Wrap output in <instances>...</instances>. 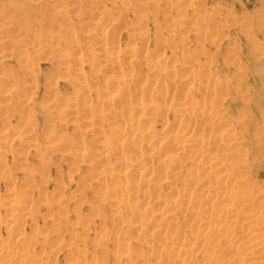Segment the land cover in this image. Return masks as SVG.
I'll return each instance as SVG.
<instances>
[{
  "label": "rangeland",
  "instance_id": "rangeland-1",
  "mask_svg": "<svg viewBox=\"0 0 264 264\" xmlns=\"http://www.w3.org/2000/svg\"><path fill=\"white\" fill-rule=\"evenodd\" d=\"M183 2L186 7L182 6L184 4ZM97 33L98 35H96ZM131 36L133 37L131 38ZM103 41L106 42V46L105 43L103 44ZM128 44L134 45L133 48H131L132 50H124V47ZM50 51L51 53H49ZM159 55L165 56L164 58L167 59L163 60H168L169 62L165 64L161 63L162 66L159 63L162 56L160 58ZM81 58L85 60L83 61ZM91 58L94 61L91 60V62ZM79 59H81L82 62L78 61ZM106 59L108 60L106 61ZM157 62L159 65H157ZM126 63H128L130 67ZM166 64L168 67L165 66ZM186 65H189L190 69L187 68ZM169 67L170 69H176V72L172 70L173 73H171ZM180 70L181 72L179 74L178 72ZM184 70H188L186 75L189 76V74H191V77L185 76ZM157 71L160 74L159 77L157 75L158 73H156ZM167 72L171 74H167ZM81 74L83 75L81 76ZM151 74L154 76H151ZM182 75L185 78H181ZM112 76H116V80ZM4 79L7 81H4ZM118 79L127 80L128 82L121 87L119 86V89L117 88L116 90L117 92H114L116 87L114 88V86L107 84V81H117ZM183 81H185L184 85L182 83ZM187 81H193L191 82L192 85L188 86ZM0 82V263L6 261L7 264H39L40 262L41 264H158L164 261L162 264H165V262L166 264H177L178 261L182 262L179 264H186V261L187 264H189L188 255L181 258H171L174 255L166 253V249L168 246L170 249L175 248L174 246L176 245V248H179L178 245L182 246L185 243L194 246L195 242L192 241L191 236L187 235V233H196L201 229L200 224L192 222L194 217L198 215L205 217L204 215L207 214L205 220L209 224H215L216 222L220 224L221 221L225 222V224L223 223L224 225H228V223H231L229 221L232 220L233 223L239 226H246L247 224L253 225L249 220L252 219L251 215L257 213L264 214V0H0ZM2 83L4 84L2 85ZM106 84L110 87L111 91ZM188 84L190 83L188 82ZM181 85H183V88ZM185 85L186 89H189H187L188 92L185 89ZM163 86L167 88L166 92H169V94L166 92L160 93ZM193 86H196L195 92L190 91L192 88L194 89ZM81 87L82 90H84V94L88 92L86 95L81 92ZM219 87L222 89L220 88V90ZM122 88L123 90H121ZM90 91L92 93H89ZM217 91L219 94L221 93V97ZM225 91H227L226 94H224ZM80 92L83 95L79 94ZM110 92L117 95L116 99H114L116 101L111 100V102H108L109 99H106V97L109 98L110 95H113ZM146 95L148 96L145 97ZM117 97L119 99H117ZM130 97L132 98L131 100ZM175 98H177V100ZM184 98L186 102L189 99H191L192 102L195 101V103H193L202 108H198L199 113L198 111L195 112L197 117L194 115V120L191 118L193 122L188 120V115H183V117L179 115L178 109L180 108L179 110L182 111L183 106L185 107V105H181L182 107L179 106L180 101L184 102ZM99 99H102L101 102ZM161 99L163 102L160 101ZM112 101L114 102L112 103ZM118 101H120V103H117ZM154 101L157 103L155 104ZM158 102L161 104H158ZM183 102L181 104H183ZM114 103H116L118 107ZM136 103L139 106L142 104L144 105V117L145 119L147 118L149 122H143V120L140 119V115L135 113L136 115L134 114L133 116V114L130 113L131 108L137 106ZM93 104L97 105V107L93 106ZM107 104L109 105L107 106ZM111 104L113 106H111ZM122 104H124V106ZM153 104L155 105L153 106ZM156 105L158 109H156ZM84 106H88L86 112H84L86 109ZM92 106L100 111V114L104 115L105 118L104 116L100 117L101 115L98 116L99 112H96L95 109L92 112ZM173 106L177 107V112L176 109H173ZM207 106L209 109H207ZM217 106L220 109H218ZM77 107L79 110L81 108L83 110L81 109L82 111H79ZM88 108H90L91 111L90 109L88 110ZM117 108L121 109L119 110ZM211 108L214 109L212 110ZM216 109L218 111H216ZM103 110L106 111L105 114H103ZM157 110L159 112H157ZM220 111L222 112L220 113ZM112 112L113 115H111ZM215 112H218L219 115ZM94 113L96 114L94 118L98 116L100 121L97 119V122L94 121L92 123L93 120H96L92 117ZM151 114L153 115L150 118L149 116ZM109 115L112 122L109 120ZM202 115H204V118L206 117V122ZM113 116L115 117L113 118ZM106 118H108V122ZM209 118H211V121H209ZM90 119L92 120L90 121ZM102 119L103 121L105 119V121L103 122ZM88 123L93 124V126H90L92 129L86 127L89 126ZM125 124L128 126H131V124H133L132 126L135 125L134 127H137V131H140L143 135H145L148 130H151V132L153 131L152 134L154 135H152V137L150 136L151 140H149L148 137H143L144 140H146L143 145L146 143L147 145L150 143L153 145L155 144L153 147L159 149V154L163 152L160 155V161H164L165 158L169 156L176 158L180 157L182 159L193 156V158L198 159V155L200 156L201 153L206 152L205 154H215L222 157V159H224V155L227 158L234 157L236 160L232 159L236 162L232 161L234 164L230 163L231 167L230 164L228 167L226 164L227 158L225 157L226 159L224 160L226 162L223 165L228 167V169L225 167L226 170L224 168L226 173L219 176H212L208 179L203 175V172L205 170L204 168H210V163H208V166L203 164L201 167L199 161H197L195 165L193 164V166H191L192 164H190V162L185 161L183 163V169L180 168V171L182 170L181 174L179 171L175 173L177 177L168 172V169H163L165 172L167 171L165 174L164 171L157 167L159 161L154 160L152 162L153 164H149V176L152 180L157 178L156 182L158 180L161 181L163 178L161 183L158 181L157 185L155 182V184H153V182L148 183L144 179L141 180V173L139 171L137 173V170L133 168L132 172H135H131V175L135 177L136 174V177L138 176L137 180H135L136 177L133 178L130 175L128 178H132L134 181H132V179L128 181L127 179L128 182H124L126 186L123 188L122 185H120L121 188L119 185L115 187L118 180L116 182L114 180L115 185L113 186L114 183L112 180L115 179L113 175L117 174V172L119 173L122 169L120 168L121 165H118V158H127L129 155L130 158L128 157L127 159L131 160L133 155L136 157L138 153H140V149L138 147L137 152V147L130 145L131 148L126 144L128 147L126 148L125 145L123 148H129L128 153L126 149L123 151L119 143L114 144L115 142H112L114 144L113 146L118 148L117 150L115 149L117 152L113 151L108 154L106 158L107 164L105 162H99L98 153L99 150L101 151L103 146H105V144L103 146L102 144L109 142L108 138L113 131L118 128H124L123 126H125ZM189 124H191V127ZM115 127L116 129H114ZM134 127L133 130H136ZM25 129L26 131L28 129L30 132L32 131L31 134L34 133V136L30 134L31 138H28L31 140L30 143L27 139L25 141L28 143L25 141L21 143V140L19 141V137L21 139V135L18 136V134H21L20 131L29 133V131L25 132ZM119 129L117 130L118 132ZM223 129L227 130H224V132H226L228 136L230 135L236 139L240 136L239 139H241L238 141L243 145L240 147L242 149L236 150L234 148H229L227 151V149L222 148V145H220V147H218L219 144L215 145L218 142H216L215 138L212 139V137H215L217 131L220 132L223 131ZM91 130L94 131L93 133L97 131L99 133L97 132L98 134L95 133L97 135H93ZM170 130H172L173 133ZM117 131L115 132L117 133ZM182 131L186 132L184 136V132ZM100 132H103V136L101 135L102 137H99V139L98 136ZM53 134L56 135L54 136ZM50 135L54 136V140L51 139L49 142L56 141L54 145H52L53 142L51 144L53 147L56 146L54 149L57 148L54 150L52 147L53 151H50L51 146L48 144L47 140L48 136L51 138ZM181 135L185 137V140L190 137L189 135H196V137H206L208 135V138H205L206 145L199 151V154L194 153L195 156L192 151L194 152L197 149L193 147L192 148L195 150L189 147L191 148L190 150L188 149L189 153L187 148H182V150L177 149L179 139L182 141L184 140V138H180ZM209 135H212V137ZM105 136L106 138L107 136L109 137L106 139ZM23 137L25 138L26 136H22V139ZM111 138L114 139L112 135ZM100 140L102 141L99 142ZM163 140H169L168 145H174L176 150L170 148L172 147L171 145H169V147L168 145L160 146ZM95 142H99L100 144ZM37 143L39 146L36 145ZM99 145L101 146L99 147ZM147 145L146 151L147 148H149ZM97 147H99V150ZM86 148L89 149L86 150ZM150 148L148 151L151 150L149 152L151 155L153 150ZM169 148L170 150H167ZM206 148L211 149L208 150ZM84 149L91 155V157H87L89 155L85 156L88 160L85 158L81 160L83 157L81 155L85 153ZM94 150H96V152ZM134 150H136L135 152H137V155L134 154ZM163 150H167L168 153H165ZM235 151L238 153H233ZM113 153H115V155ZM191 153L192 156L190 155ZM196 153L198 152L196 151ZM232 153L233 156L230 155ZM92 154L94 155L92 156ZM78 155L81 157H78ZM243 157L245 159H243ZM95 159H97V161H95ZM116 160L118 164L114 166ZM96 162H99V164ZM108 162L114 164L112 165L114 169H112L113 167L110 166ZM117 165L119 166V170ZM243 167L247 168L244 169ZM198 169L199 171H197ZM157 172H160V177H157ZM196 172L200 173L197 174ZM162 174H165L167 178L166 176L164 178ZM199 175H201L200 181L203 180L204 185H202V187L198 185V187L196 184L193 185L192 188L191 183L193 181H189L193 180L194 176L197 177L198 180ZM170 177H172L173 180ZM169 178L172 180L171 184L174 182V185L170 186ZM175 178L177 179L175 180ZM218 179H221V181L225 179L229 183V179H233V182L229 184L224 180L225 185L222 187L217 184L216 180ZM135 181L137 182L135 183ZM138 182H141V184H139L137 192L135 186ZM144 182L150 186L145 184L143 186ZM8 183H11L12 186ZM205 183H208L207 186ZM234 183H237L240 188L234 187ZM127 185H131L130 187L128 186L129 188L134 186V189L132 188V192H130L131 189L130 191L128 190L130 194L126 191L127 193H124V197L121 196L124 198L123 200L120 197L119 193L121 191L119 189H122L123 194V189L124 191L125 188L128 189ZM146 186L148 189L145 188L146 192L142 193L147 195H143V199L146 197L145 199L147 200L144 201V199L142 201L141 198L139 201H135V199L133 201L132 196H137L133 191L135 190L138 195L141 194L142 196L141 191H145L144 187ZM155 187L156 189L154 190ZM157 187H162L158 189V191L160 190L163 192V195L165 194L163 196V201L160 199V197L162 198V195L160 196L161 193H157L159 197L156 195ZM29 188L33 189V193ZM9 189L12 191L16 190V193L20 191V195L17 193L20 197L17 195L11 197L9 195ZM109 189L111 192H109ZM174 189L175 193L179 192L180 195L184 193L182 196L186 198L183 200L185 207L182 212L179 209H177L178 211L173 210L175 213L171 226L169 227L168 225L170 224L164 222L163 218L160 219L162 222L159 221L158 229L151 228L149 222H144L143 224L142 222L146 219V215L151 216L152 214V216L155 215L156 217V215L159 216L161 214L163 209L167 206L166 202L168 201L169 205V200L171 201L169 196L172 197V199H179L178 197L180 196L177 193L176 195L174 194ZM25 190H28V192H24ZM22 191L25 195H23L24 193H22ZM152 191L154 193L153 195ZM214 192L220 196L227 195L228 197L234 198L235 204H237V210L234 212L235 217L233 216L234 218L231 216L227 217V215L223 213L225 216L224 218L222 213L216 212L215 209L217 208L215 207L222 206L214 203L213 200H209V197L213 195ZM115 193H118L119 196ZM26 194L31 195L30 198L29 195ZM106 195L108 198H106ZM128 195L130 196L128 197ZM174 195L175 197L177 196V198H175ZM199 195H203L204 198L201 196L202 199H198ZM115 196L121 198L120 200L119 198L117 199L119 202H116ZM13 197L17 199L21 198V201L20 199H15L16 201L13 200V203H15L14 205L11 203L12 199H14ZM164 197H166V199ZM126 198L127 202L125 200ZM129 198L132 199L131 204ZM17 201L22 204V209L16 206ZM144 202L146 203L145 205ZM149 202H151L150 208L148 206ZM158 202H161V205ZM190 203L194 205L191 206ZM23 204H25L26 208L23 207ZM128 204H130L129 206L133 204V206L127 208ZM118 205L121 206L119 207ZM138 205L142 208L139 209ZM162 205L163 207H160ZM130 208L131 210H129ZM31 210L32 215L30 212ZM207 210L209 211L207 212ZM24 211H26L27 214ZM142 212L146 213L142 214ZM21 213L24 214L26 219L22 217L23 215ZM246 213H249V215ZM245 214L247 215V219L244 216ZM43 217H46L45 220ZM12 218H14L15 221L11 220ZM175 224H179L178 226H180L181 231L178 226V229L176 228ZM183 224H185L186 227ZM132 226H139V231L135 232L130 230L131 228L129 227ZM173 226L177 231L179 230L177 232L174 229L176 233H174L175 236L171 235V233L173 234L174 232ZM18 227L20 231L15 232ZM181 227L185 229L183 230ZM260 228L263 229L264 225L257 226V229ZM262 229L259 231L263 233L259 231L255 233L237 232V235L239 233L240 237H237L235 247H227V245L224 247L221 246L217 248V251H219L220 248H223V250H220L221 252H216L215 256H221L220 258L223 259L225 258V256H223L224 254L228 256V253H234L238 250H240V252L243 250L241 253L244 252V256H246L249 251L247 247H245L247 245L245 243L250 241L253 236L258 233L261 234L262 239L260 241V248L263 247V253L253 264L263 263L264 230ZM143 230H146V232H143ZM48 231L49 233H47ZM12 232H15V235L12 234ZM142 232L144 234L148 233L149 236L147 234L145 235L149 238H153L151 239L153 241L150 240L151 242L148 243L138 241L140 238L138 235ZM233 232H235V234H232V231L230 234L229 232L223 234L233 235L234 237L237 236L236 231ZM181 233H183V235L185 234L184 237L186 238L187 236V239L184 240ZM177 234L181 236V243L178 241L180 236L178 237ZM174 240L177 243L176 245H173L171 242ZM160 242H162L164 246H162ZM32 243L34 245L37 244L34 246ZM169 243H171V245ZM122 246L126 247L128 250L129 248L130 250L133 248V250L128 251V254L122 256L118 251ZM151 246H155V248H151ZM158 246H161V248ZM3 247L13 248L14 250L12 249V254L10 252V254H4L1 251ZM156 247L160 250H157ZM27 249H29V251ZM153 249L155 250L153 251ZM28 252L30 256L27 255ZM202 252L203 251L200 249L199 252L195 253V257L191 259L190 264H198L200 262L202 264H208L209 260ZM136 253H140L139 255L141 256H137ZM19 254L26 255L23 258L24 260L18 257L20 256ZM5 255L7 257H4ZM167 255L170 256L168 257ZM126 257L132 259L131 263L128 262L130 259L126 260ZM163 257L164 260L162 261ZM217 257L215 259H217ZM3 258L6 259L3 260Z\"/></svg>",
  "mask_w": 264,
  "mask_h": 264
},
{
  "label": "bare ground",
  "instance_id": "bare-ground-1",
  "mask_svg": "<svg viewBox=\"0 0 264 264\" xmlns=\"http://www.w3.org/2000/svg\"><path fill=\"white\" fill-rule=\"evenodd\" d=\"M179 3H180V1H179ZM184 3V2H183ZM182 6H185V3L182 5ZM181 6V7H182ZM191 6V5H190ZM186 7V6H185ZM196 10V9H195ZM203 21V20H202ZM204 21H205V19H204ZM202 23V22H201ZM205 32V31H204ZM99 33V32H98ZM98 33L96 34V35H98ZM131 34V33H130ZM134 34V33H133ZM133 36H131V38H132ZM102 40V39H101ZM168 40V39H167ZM170 40V39H169ZM106 41V40H105ZM164 41V40H163ZM102 42V41H101ZM171 42V41H170ZM169 42V43H170ZM105 43V46H106V42H104L103 41V44ZM168 43V44H169ZM56 44V43H55ZM133 44V43H132ZM132 44H128L127 46H125L124 47V50H132L131 48H133V46H132ZM109 45V44H108ZM132 47H131V46ZM172 45V44H171ZM174 45V44H173ZM102 46H104V45H102ZM163 48V47H162ZM171 48V47H170ZM172 49V48H171ZM118 51H120V50H118ZM122 51V50H121ZM172 51V50H171ZM128 52V51H127ZM130 52V51H129ZM133 52V51H132ZM49 53H51V51L49 52ZM118 53V52H117ZM131 53V52H130ZM105 54V53H104ZM119 54V53H118ZM126 54V53H125ZM129 54V53H128ZM134 54V53H133ZM162 54V53H161ZM99 55V54H98ZM96 56V55H95ZM94 56V57H95ZM100 56H101V54H100ZM135 56V55H134ZM160 56V55H159ZM162 56V55H161ZM161 56H160V58H161ZM82 57V56H81ZM99 57V56H98ZM126 57V56H125ZM165 57V56H164ZM163 56H162V58H161V61L159 62L160 64L162 63V64H165L166 62H169L168 60L167 61H165L166 59L164 58ZM80 58V57H79ZM101 58V57H100ZM103 58V57H102ZM106 58V57H105ZM108 58V57H107ZM67 59V58H66ZM82 59V58H81ZM81 59H79L78 61H81ZM87 59V58H86ZM126 59V58H125ZM163 59H165V60H163ZM172 59V58H171ZM65 60V59H64ZM68 60V59H67ZM83 61L85 60V59H82ZM89 60V59H88ZM94 61L92 58L90 59V61ZM97 60V59H96ZM108 59H106V61H107ZM111 60V59H110ZM119 60V59H118ZM132 60V59H131ZM66 61V60H65ZM91 61V62H92ZM98 61V60H97ZM164 61V62H163ZM172 61V60H171ZM68 62V61H67ZM70 62H71V60H70ZM82 62V61H81ZM87 62V61H86ZM125 62V61H124ZM90 63V62H89ZM158 63V62H157ZM159 63L157 64V65H159ZM174 63V62H173ZM127 65H128V63H126ZM161 64V65H162ZM167 64H169V63H167ZM167 64L165 65V66H167ZM171 64V63H170ZM122 65V64H121ZM160 65V66H161ZM129 66V65H128ZM163 66V65H162ZM164 66V67H165ZM184 66V65H183ZM187 66V65H186ZM186 66H185V68H186ZM130 67V66H129ZM159 67V66H158ZM168 67V66H167ZM190 66L188 65L187 66V68H189ZM176 68V67H175ZM180 68V67H179ZM156 69V68H155ZM161 69V68H160ZM164 69V68H163ZM169 69H170V67H169ZM168 69V70H169ZM190 69V68H189ZM157 70H158V68H157ZM171 70V73H173V71L172 70H174V72H176L175 70L176 69H170ZM183 71V70H182ZM185 71V76H187L186 74V72L188 71V70H184ZM180 72H181V70L178 72L179 74H180ZM154 73V72H153ZM156 73H158V71L156 72ZM170 72L168 73L167 72V74H171ZM175 74V73H174ZM189 74V73H188ZM83 74H81V76H82ZM153 74H151V76H152ZM158 75V77H159V73L157 74ZM173 75V74H172ZM172 75H170V76H172ZM176 75H177V73H176ZM175 75V76H176ZM191 74H189V76H187V77H191L190 76ZM80 76V75H79ZM121 76V75H120ZM128 76V75H127ZM154 76V75H153ZM156 76V75H155ZM113 77V76H112ZM111 77V78H112ZM119 77V76H118ZM117 77V78H118ZM157 77V76H156ZM181 77V76H180ZM179 77V78H180ZM83 78V77H82ZM113 78H115V80H116V76H114ZM120 78H123V77H120ZM148 78V77H147ZM170 78V77H169ZM172 78H174L173 76H172ZM181 78H185L183 75H182V77ZM2 79V78H1ZM163 79H164V77H163ZM190 80H192L191 78H189ZM109 80V79H108ZM111 80V79H110ZM149 80V79H148ZM156 80V79H155ZM158 80V79H157ZM170 80H171V78H170ZM4 81H7V80H5L4 79ZM9 81V80H8ZM146 81V80H145ZM182 81V80H181ZM202 81V80H201ZM128 81L127 80H123V79H118L117 81H107V84H109V85H111V86H114V88L116 87V89H115V91L114 92H117L116 90H117V88L120 86H122V85H125L126 83H127ZM180 82V81H179ZM184 82L185 81H183L182 83H183V85H184ZM188 82L190 83V84H188ZM191 82H193V81H191ZM191 82L190 81H187V85L189 86H191L192 84H191ZM200 82V81H199ZM203 82V81H202ZM106 83V82H105ZM152 83H153V81H152ZM158 83V82H157ZM0 84H1V82H0ZM4 83H2V85H3ZM106 84V85H107ZM148 84V83H147ZM150 84H151V82H150ZM194 84V83H193ZM202 84V83H201ZM204 84H205V82H204ZM149 85V84H148ZM164 85V84H163ZM183 85H181L182 86V88H183ZM138 86H140V85H138ZM150 86V85H149ZM168 86V85H167ZM173 86V85H172ZM171 86V87H172ZM205 86H207V85H205ZM205 86H203V87H205ZM214 86V85H213ZM107 87H109L108 85H107ZM106 87V88H107ZM136 87V86H135ZM194 87V89L192 88L190 91H194L195 92V88H196V86H193ZM218 87V86H217ZM211 88V87H210ZM221 87H219V89H220ZM119 89V88H118ZM139 89V88H138ZM171 89V88H170ZM174 89H175V87H174ZM179 89H180V87H179ZM185 89H186V85H185ZM184 89V90H185ZM188 89V88H187ZM186 89V90H187ZM204 89V88H203ZM222 89V88H221ZM220 89V90H221ZM224 89V88H223ZM81 92L83 93L84 92V90H82V87H81ZM87 90V89H86ZM107 90H108V88H107ZM109 90H110V87H109ZM108 90V91H109ZM121 90H123V88L121 89ZM149 90H150V88H149ZM172 90V89H171ZM176 90V89H175ZM183 90V91H184ZM189 90V89H188ZM188 90H187V92H188ZM199 90H202V89H199ZM88 91H89V89H88ZM111 91V90H110ZM119 91V90H118ZM167 91V88L165 87L164 88V86H163V89L162 90H160V93H165ZM219 91V90H218ZM217 91V93L219 94V92ZM79 93V94H82V93ZM136 92H137V90H136ZM135 92V93H136ZM145 92V91H144ZM158 92V91H157ZM172 92V91H171ZM176 92V91H175ZM214 92V91H213ZM226 92L227 91H225V93L224 94H226ZM88 92H86V94H87ZM89 93H92L91 91L89 92ZM111 93V92H110ZM148 93V92H147ZM167 94H169V92H166ZM183 93V92H182ZM212 93V92H211ZM214 93H216V92H214ZM223 93V92H222ZM84 94V93H83ZM82 94V95H83ZM86 94H84V95H86ZM107 94V93H106ZM105 94V95H106ZM111 94H113V93H111ZM123 94V93H122ZM137 94V93H136ZM143 94H146V93H143ZM149 94V93H148ZM192 94V93H191ZM213 94V93H212ZM221 94V93H220ZM220 94H219V96H220ZM10 95V94H9ZM120 95V94H119ZM138 95V94H137ZM157 95V94H156ZM187 95H188V93H187ZM193 95V94H192ZM195 95V94H194ZM217 95V94H216ZM116 94L114 95H110L109 96V98H107L106 97V99H109V101L108 102H111V100H114V99H116ZM132 96V95H131ZM148 95H146L145 97H147ZM162 96V95H161ZM180 96V95H179ZM186 96V95H185ZM191 96V95H190ZM223 96H225V95H223ZM222 96V97H223ZM126 97V96H125ZM143 97V96H142ZM164 97V96H163ZM162 97V98H163ZM177 97V96H176ZM211 97V96H210ZM221 97V96H220ZM219 97V98H220ZM226 97V96H225ZM139 98V97H138ZM144 98V97H143ZM149 98V97H148ZM158 98V97H157ZM186 98V97H185ZM185 98H184V102H185V104H184V102H183V104H181L182 102L180 101V105L179 106H183V105H185V107L183 106V109H182V111L181 110H179L178 109V112L180 113L179 115H181L182 117H183V115L185 116V115H188V120H190V121H192L191 120V118H193V120L195 119L194 117L196 116L195 115V112L196 111H198V108H201V107H199V105H197V104H194L195 103V101H193L192 102V100L191 99H187L188 101L186 102L185 101ZM190 98V97H189ZM193 98H194V96H193ZM215 98V97H214ZM104 99H105V97H104ZM117 99H119L118 97H117ZM121 99V98H120ZM122 99H124V98H122ZM128 99V98H127ZM132 98L130 97V100H131ZM146 99V98H145ZM176 100H177V98H175ZM178 99H180V98H178ZM211 99V98H210ZM221 99H223V98H221ZM70 100V99H69ZM100 100V99H99ZM102 100V99H101ZM101 100H100V102H101ZM135 100H136V98H135ZM149 100V99H148ZM180 100H183V99H180ZM72 101V100H71ZM77 101V100H76ZM114 101H116V100H114ZM114 101H112V103L114 102ZM153 101V100H152ZM161 102H163L162 101V99L160 100ZM166 101H168V100H166ZM221 101V100H220ZM70 102V101H69ZM68 102V103H69ZM73 102V101H72ZM71 102V103H72ZM155 102V101H154ZM217 102H219V101H217ZM216 102V103H217ZM89 103V102H88ZM117 103H120V101H118ZM157 102H155V104H156ZM201 103V102H200ZM212 103V102H211ZM220 103V102H219ZM91 104H92V102H91ZM95 104V103H94ZM93 104V106H96L97 107V105H94ZM102 104V103H101ZM100 104V105H101ZM114 104H116V103H114ZM125 104V103H124ZM124 104H122L123 106H124ZM155 104H153V106L155 105ZM158 104H161V103H159L158 102ZM210 104V103H209ZM68 105H70V104H68ZM73 105V104H72ZM71 105V106H72ZM80 105V104H79ZM99 105V104H98ZM109 104H107V106H108ZM121 105V106H122ZM136 105H137V103H136ZM147 105V104H146ZM170 105V104H169ZM207 105V104H206ZM220 105V104H219ZM65 106V105H64ZM66 106H67V104H66ZM93 106H92V112L94 111V109L95 108H93ZM111 106H113L112 104H111ZM116 106L118 107V105L116 104ZM126 106V105H125ZM135 106V105H134ZM143 104L142 105H137V106H135V108H131V110H130V113H132L133 114V116H134V114L136 113L137 115H140L139 117H140V119L141 120H143V122L144 121H148V119L146 118L145 119V117H144V112H143V110H144V108H143ZM181 106V107H182ZM205 106V105H204ZM212 106V105H211ZM215 106V105H214ZM213 106V107H214ZM57 107V106H56ZM85 108V111L84 112H86L87 111V107L86 106H84ZM128 107V106H127ZM156 107V109H158L157 108V105L155 106ZM159 107V106H158ZM175 106H173V109L175 110L177 107H175ZM221 107V106H220ZM68 108V107H67ZM74 108V107H73ZM78 108V107H77ZM76 108V109H77ZM81 108V107H80ZM102 108H103V106H102ZM110 108V107H109ZM122 108V107H121ZM120 108V109H121ZM152 108V107H151ZM214 108H216V107H214ZM213 108V109H214ZM217 108H218V106H217ZM52 109V108H51ZM54 109V108H53ZM82 109V108H81ZM80 109V110H81ZM90 108H88V110H89ZM117 109H119V108H117ZM119 109V110H120ZM130 109V108H129ZM146 109V108H145ZM154 109V108H153ZM161 109V108H160ZM163 109V108H162ZM202 109V108H201ZM207 109H209L208 108V106H207ZM212 109V108H211ZM212 109V110H213ZM218 109H220V108H218ZM223 109V108H222ZM55 110V109H54ZM77 110H79V108L77 109ZM79 110V111H80ZM83 110V109H82ZM81 110V111H82ZM96 110V112L98 111L97 109H95ZM106 110V109H105ZM105 110H103V114H105ZM109 110V109H108ZM107 110V111H108ZM111 110V109H110ZM118 110V111H119ZM128 110V109H127ZM149 110V109H148ZM200 110V109H199ZM204 110V109H203ZM51 111V110H50ZM72 111V110H71ZM90 111H91V109H90ZM102 111V110H101ZM112 111V110H111ZM115 111V110H114ZM122 111V110H121ZM145 111V110H144ZM150 111V110H149ZM148 111V112H149ZM151 111H152V109H151ZM162 111V110H161ZM216 111H218L217 109H216ZM223 111V110H222ZM222 111H220V113L222 112ZM57 112V111H56ZM99 112V114H98V116H100L101 114H100V111H98ZM143 112V113H142ZM147 112V113H148ZM153 112V111H152ZM157 112H159L158 110H157ZM175 112V111H174ZM176 112H177V109H176ZM116 113H117V110H116ZM124 113H126V112H124ZM129 113V114H130ZM150 113V112H149ZM156 113V112H155ZM198 113H199V111H198ZM216 114L218 113V112H215ZM87 114V113H86ZM111 114V113H110ZM135 114V115H136ZM154 114V113H153ZM153 114H151L149 117L151 118V116L153 115ZM157 114V113H156ZM210 114V113H209ZM215 114V115H216ZM52 115H53V113H52ZM95 113H94V116H92L93 118L95 117ZM111 115H113V112H112V114ZM115 115V114H114ZM117 115H118V113H117ZM116 115V116H117ZM121 115V114H120ZM145 115H149V114H145ZM155 115V114H154ZM159 115V114H158ZM158 115H156V116H158ZM179 115H177V116H179ZM195 115V116H194ZM201 115V114H200ZM199 115V116H200ZM218 115H219V113H218ZM217 115V116H218ZM98 116L96 117V118H94V119H96V120H93L92 121V123L94 122V121H96L97 122V119H98ZM102 116H104V115H101L100 117H102ZM162 116V115H161ZM165 116V115H164ZM203 116V118H204V115H202ZM208 116V115H207ZM109 117V120L111 119L110 118V115L108 116ZM115 116H113V118H114ZM118 117V116H117ZM148 117V118H149ZM180 117V116H179ZM182 117H180V118H182ZM197 117V116H196ZM104 118H105V116H104ZM134 118V117H133ZM206 118V117H205ZM205 118H204V121L206 122V120H205ZM208 118V117H207ZM215 118H218V117H215ZM107 119L108 118H106V121H107ZM119 119V118H118ZM117 119V120H118ZM153 119V118H152ZM151 119V120H152ZM178 119V118H177ZM210 119V120H209ZM208 120L209 121H211V118H209ZM221 119V118H220ZM219 119V120H220ZM92 119H90V121H91ZM113 120H115V119H113ZM116 120V121H117ZM121 120V119H120ZM175 120V119H174ZM215 120V119H214ZM98 121H100V118L98 119ZM102 121H103V119H102ZM104 121H105V119H104ZM103 121V122H104ZM111 122H112V120H110ZM187 121V120H186ZM185 121V122H186ZM189 121V122H190ZM213 121V120H212ZM108 122V121H107ZM140 122V121H139ZM149 122V121H148ZM179 122V121H178ZM193 122V121H192ZM192 122H190V123H192ZM203 122V121H202ZM129 123V122H128ZM204 123V122H203ZM89 124V123H88ZM91 124V123H90ZM89 124V126H86V127H89L90 128V126H93V124H91L90 125ZM94 124H96V123H94ZM127 124V123H126ZM125 124V126H123L124 128H118L119 129V132L117 131V130H115V131H117V133L115 132V131H113V133L115 134H111L112 136H113V138L114 139H112L111 138V135H110V137L109 136H107V138H108V140H109V142L106 144V143H103L102 144V146L105 144V146H103V148L101 149V151L98 149L101 145H99V147H97V149L99 150V153H98V159H99V162L101 161V162H105L106 164H107V162H106V158H107V156H108V154H110L111 152H117L116 150H117V148H116V146L114 147L113 145L114 144H120L121 146H122V149H123V151H124V149H126L128 146H130V145H133V146H135V147H137V152H138V147H139V151H140V153H138V155H140V156H138L136 153L137 152H135L136 150H134L133 152H135L134 154H136L137 156L136 157H134V155H133V157L134 158H137V157H139V158H137V159H134L133 157H131L132 159L130 160V159H127L128 157H129V155H128V157L127 158H123V159H119L118 157V161H119V164H118V161L116 160V162H115V165L114 164H110L109 162V164H110V166H112V165H114V166H116V164H118V165H121V167L120 168H122L121 169V171H119V173L117 172V171H115V172H117V174H115V175H113L114 176V178L115 179H113L112 181H113V186L115 185V182H116V184L117 185H115V187H118V185L120 186V185H122V188L124 187V186H126V183L124 184V182L126 181V182H128L129 180H131L132 178L131 177H133L132 175H131V172H132V169L133 168H135L136 170H137V173H138V171L141 173V177H140V179L142 180V179H144V180H146L148 183L149 182H153V184H155V183H157V185H158V181L156 182V180H157V178L155 179V180H152L151 179V177L149 176V173H150V168H149V164H151L154 160H156V161H159V164H158V166L157 167H159V169L160 170H162V171H164L165 172V170L166 169H168V172H170L171 174H173V175H175V173L176 172H178L179 171V173L181 174V171H180V168L181 169H183V163L186 161H188V162H190V164H192L191 166H193V164L195 165V163H197V161H199L200 162V166L202 167V165L203 164H206L205 166H208L209 164L208 163H210L211 165H210V168H204L205 170H204V174L203 175H205L208 179L209 178H211L212 176H219V175H221V174H225L226 173V171H224V168L226 167V165L224 166L223 164L226 162V164H227V166L231 163V164H234V163H232V161H234V160H236V159H234V157H231V158H229V160H228V158L224 155L223 157H224V159H226V161L224 160V159H222V157H219L218 155H209V153H207V154H205V153H201V155L199 156L198 155V159H195V158H193V156H192V153L194 154H199V151L203 148V146H205L206 144H205V138L208 136H204V137H196V135H194V136H192V135H189V136H187V137H189L188 139H186L185 140V137H182V135L180 136V138L182 137V139L184 138V140L182 141V140H180L179 139V141H178V143H177V149L178 150H182V148H187V151H188V153H189V150L193 147V148H195V149H197V150H195V149H193V150H195L194 152L192 151V153L190 154L192 157H187V158H184V159H182V158H180V157H178V158H176V157H173V156H169V157H166L165 158V160L163 161H160V158H161V154L163 153H161V154H159V149H156L157 147H153L154 145L152 144V143H150L149 145H147V143L145 144V145H143V143H144V141H146V140H144V138L143 137H148V139L149 140H151L150 139V136L152 137V135H154V134H152V132H151V130H148L147 131V133L145 134V135H143V134H141L140 133V131L138 132L137 131V127L135 128L134 126H132L133 124H131V126H128V125H126ZM148 124V123H147ZM181 124H182V122H181ZM188 124V123H187ZM206 124V123H205ZM209 124H211V123H209ZM228 124H229V122H228ZM121 125V124H120ZM130 125V124H129ZM190 125V127H191V124H189ZM232 125V124H231ZM230 125V126H231ZM188 126V125H187ZM203 126H204V124H203ZM202 126V127H203ZM226 126V125H225ZM229 126V127H230ZM81 127H84V126H81ZM132 127V128H131ZM133 127H134V129H136V130H133ZM175 127H177V126H175ZM186 127V126H185ZM30 128V127H29ZM79 128V127H78ZM77 128V129H78ZM174 128V127H173ZM187 128V127H186ZM188 128H189V126H188ZM220 128H222V127H220ZM27 129V128H26ZM26 129H25V132H27V131H29V129L26 131ZM80 129V128H79ZM90 129H92V128H90ZM94 129V128H93ZM98 129V128H97ZM114 129H116V127L114 128ZM152 129H153V127H152ZM170 129V128H169ZM241 129V128H240ZM11 130V129H10ZM23 130V129H22ZM95 130H96V128H95ZM154 130V129H153ZM175 130V129H174ZM185 130H188V129H185ZM218 130V129H217ZM220 130V129H219ZM222 130V129H221ZM224 130H226V129H223V131H217L216 132V135H215V137L213 136L212 137V135H209V136H211L212 137V139H214L215 138V140H216V142H218V143H216L215 145H217V144H219V146L218 147H220V145H222V148H224V149H227V151H228V149L229 148H234V149H242V148H240L241 146H243V145H241L239 142L240 141H238V140H240L239 139V137L236 139V138H234V137H231L230 135L228 136V134L226 133V132H224ZM18 131V130H17ZM16 131V132H17ZM24 131V130H23ZM81 131V130H80ZM170 131H172V130H170ZM227 131V130H226ZM9 132V131H8ZM13 132V131H12ZM32 132V131H31ZM31 132L29 131V133L27 134V133H24V132H21L20 131V133L21 134H18V136H20L21 135V139H20V137H19V141L21 140V143H22V141H25L26 139H27V141L29 140L28 138H31V135L32 136H34L33 134H31ZM91 132H92V134L94 135L95 133H97V132H95V133H93L94 131H92L91 130ZM142 132V131H141ZM169 132V131H168ZM182 132H184V131H182ZM190 132V131H189ZM189 132H187V133H189ZM19 133V132H18ZM23 133H24V135H23ZM87 133H89V132H87ZM99 133V132H98ZM97 133V134H98ZM102 133L103 132H100V135L98 136V138L100 137H102L103 135H102ZM143 133V132H142ZM172 133H173V131H172ZM186 132H184L183 133V136H184V134H185ZM14 134H15V132H14ZM31 134V135H30ZM86 134V133H85ZM97 134H95V135H97ZM107 134V133H106ZM168 134V133H167ZM170 134V133H169ZM190 134V133H189ZM195 134H197V133H195ZM215 134V133H214ZM239 134V133H238ZM1 135H3V134H1ZM7 135V134H6ZM13 135V134H12ZM54 135V134H53ZM56 135V134H55ZM54 135V136H55ZM102 135V136H101ZM105 135V134H104ZM155 135H157V134H155ZM158 135H160V134H158ZM18 136H17V138H18ZM22 136H26L25 138L23 137V139H22ZM51 136V135H50ZM54 136H51V138L48 136V144L51 146V144H52V142H53V144L52 145H54L55 143H56V141L54 142V141H52V142H49V140H54L53 139V137ZM171 136V135H170ZM203 136V135H202ZM238 136V135H237ZM8 137V136H7ZM11 137V136H10ZM96 137V136H95ZM159 137V136H158ZM245 137V136H244ZM2 138V137H1ZM35 138V137H34ZM57 138V137H56ZM56 138H55V140H56ZM99 138V139H100ZM105 138H106V136H105ZM104 138V139H105ZM106 138V139H107ZM155 138H156V136H155ZM208 138V137H207ZM210 138V137H209ZM33 139V138H32ZM103 139V140H104ZM112 139V140H111ZM161 139V138H160ZM176 139V138H175ZM158 140V139H157ZM215 140H214V142H215ZM3 141V140H2ZM27 141H25V142H27ZM30 141L31 140H29V143H30ZM96 141V140H95ZM102 140H100L99 142H101ZM111 141V142H110ZM242 141V140H241ZM4 142V141H3ZM46 142V141H45ZM99 142H95V143H99ZM104 142H105V140H104ZM112 142H115L114 144L112 143ZM149 142V141H148ZM155 142H156V139H155ZM176 142V141H175ZM6 143V142H5ZM28 143V142H27ZM168 143H169V140L168 141H164L163 140V142L161 143V145L160 146H166V145H168ZM251 143V142H250ZM258 143V142H257ZM261 143V142H260ZM7 144V143H6ZM23 144H24V142H23ZM100 144V143H99ZM111 144H112V146H111ZM128 146H127V145ZM259 144V143H258ZM22 145V144H21ZM30 145V144H29ZM32 145V144H31ZM35 145V144H34ZM37 146H39L38 145V143L36 144ZM48 145V146H49ZM126 145V148H123V146H125ZM146 145H147V147H153L152 148V150H153V153L150 155L149 154V152L151 151H148L149 150V148H147V151H146ZM169 145H171V144H169ZM169 145H168V147H169ZM208 145V144H207ZM5 146H7V145H5ZM49 146V147H50ZM172 146V145H171ZM245 146V145H244ZM1 147V146H0ZM36 147V146H35ZM52 147L53 146H51L50 148H51V150L50 151H53V149H54V147H56V146H54L53 147V149H52ZM131 147V146H130ZM167 147V148H168ZM174 145L172 146V147H170V148H172V149H174V150H176L175 148L176 147H174ZM189 147H191V148H189ZM257 147V146H256ZM5 148V147H4ZM23 148H24V145H23ZM28 148H30V147H28ZM28 148H26V149H28ZM49 148V149H50ZM132 148V147H131ZM134 148V147H133ZM150 148V149H151ZM154 148H155V150H154ZM170 148L169 149H167V150H170ZM181 148V149H180ZM38 149V148H37ZM47 149H48V147H47ZM57 148H55L54 150H56ZM87 149H89V148H86V150ZM94 149V148H93ZM116 149V150H115ZM129 149V148H128ZM128 149H126L127 150V152H128ZM189 149V150H188ZM206 149H208V148H206ZM211 149V148H210ZM210 149H208V150H210ZM217 149V148H216ZM85 150V149H84ZM86 150H85V153H83V155H81V156H83L82 157V159L81 160H83V158H85V156H87V155H89L87 152H86ZM98 150H97V152H98ZM167 150L166 151H164L165 153H168L167 152ZM204 150V149H203ZM207 150V151H208ZM7 151V150H6ZM93 151V150H92ZM95 152H96V150H94ZM123 151H122V153H123ZM173 151V150H172ZM196 151L198 152V153H196ZM214 151V150H213ZM223 151V150H222ZM226 151V150H225ZM242 151V150H241ZM262 151V150H261ZM264 151V150H263ZM132 152V153H133ZM171 152V151H170ZM175 152V151H174ZM94 153V152H93ZM126 153V152H125ZM129 153V152H128ZM164 153V154H165ZM222 153V152H221ZM230 153V152H229ZM233 153H238L237 151H235V152H233ZM233 153L232 154H230V155H232L233 156ZM247 153V152H246ZM261 153V152H260ZM95 154V153H94ZM94 154H92V156L94 155ZM114 155H115V153H113ZM124 154V153H123ZM127 154V153H126ZM163 154V155H164ZM170 154V153H169ZM172 154V153H171ZM174 154V153H173ZM194 154V155H195ZM218 154V153H217ZM244 154V153H243ZM116 155H118V154H116ZM125 155V154H124ZM166 155V154H165ZM226 155H227V153H226ZM235 155V154H234ZM264 155V154H263ZM80 155H78V157H81ZM187 156H189V155H187ZM196 156V155H195ZM222 156V155H221ZM244 156V155H243ZM6 157V156H5ZM77 157V156H76ZM87 157H91V155H89V156H87ZM226 157V158H225ZM94 158H95V156H94ZM97 158V157H96ZM130 158V157H129ZM234 160H233V159ZM245 158H246V155H245ZM244 157H243V159H245ZM4 159V158H3ZM80 159V158H79ZM86 159V158H85ZM109 159V158H108ZM116 159V158H115ZM182 159V160H181ZM185 159H187V160H185ZM240 159V158H239ZM238 159V160H239ZM242 159V160H243ZM1 160H2V158H1ZM86 160H88V159H86ZM223 160H224V162H223ZM95 161H97V159H95ZM243 161H245V160H243ZM82 162H85V161H82ZM87 162V161H86ZM99 162L97 163V164H99ZM234 162H236V161H234ZM239 162H241V161H239ZM246 162V161H245ZM158 163V162H157ZM241 163H244V162H241ZM247 163V162H246ZM102 164V163H101ZM153 164V163H152ZM231 164H230V167H231ZM240 164V163H239ZM96 165V164H95ZM117 165V166H118ZM243 165V164H242ZM97 166V165H96ZM99 166V165H98ZM102 166V165H101ZM106 166V165H105ZM109 166V165H108ZM114 166H112L113 168L112 169H114ZM199 166V167H200ZM224 166V167H223ZM236 166H238V165H236ZM235 166V167H236ZM189 167V166H188ZM229 167V166H228ZM228 167H226L227 169H228ZM96 168V167H95ZM98 168V167H97ZM118 168V170H119V166L117 167ZM226 168H225V170H226ZM244 168V167H243ZM245 168H247V167H245ZM244 168V169H245ZM109 169H110V167H109ZM163 169H165V170H163ZM200 169V168H199ZM199 169L197 170V171H199ZM116 170V169H115ZM159 170V171H160ZM106 171V170H105ZM157 171H158V169H157ZM201 171V170H200ZM107 172V171H106ZM135 172V171H134ZM134 172H132V173H134ZM153 172V171H152ZM167 172V171H166ZM166 172H165V174H166ZM101 173V172H100ZM112 173V172H111ZM110 173V174H111ZM184 173V172H183ZM197 173V172H196ZM198 173H200V172H198ZM197 173V174H198ZM160 172H157V177H160ZM165 174H162V176H164V178H165ZM195 174V173H194ZM240 174V173H239ZM30 175V174H29ZM99 175V174H98ZM131 175V179H129L128 177ZM150 175H152V174H150ZM154 175V174H153ZM179 175V174H178ZM193 175V174H192ZM203 175H202V177H203ZM2 176V175H1ZM6 176V175H5ZM27 176V175H26ZM100 176H101V174H100ZM175 176H177V174L175 175ZM190 176H191V174H190ZM195 176H196V174H195ZM193 177V180H191V181H189V182H192L191 183V187L193 188V185H196L197 184V186L198 185H200L201 187H202V185H204V181L202 180V181H200V176L201 175H199L198 177H199V179L197 180V177ZM204 176V177H205ZM112 177V176H111ZM135 177H136V174H135ZM135 177H133V178H135ZM138 177V176H137ZM137 177L135 178V180H137ZM155 177V176H154ZM153 177V178H154ZM169 177V176H168ZM178 177V176H177ZM180 177V176H179ZM201 177V178H202ZM205 177V178H206ZM12 178V177H11ZM97 178H99V177H97ZM166 178H167V176H166ZM172 180H173V178L172 177H170ZM169 178V179H170ZM191 178H192V176H191ZM206 178V179H207ZM25 179H26V177H25ZM100 179H101V177H100ZM100 179H97V180H100ZM124 179H126V180H124ZM127 179H128V181H127ZM139 179V178H138ZM160 179V178H159ZM169 180V183L171 184V181L172 180ZM177 178H175V180H176ZM9 180V179H8ZM12 180V179H11ZM102 180V179H101ZM114 180H115V182H114ZM152 180V181H151ZM163 180V178L161 179V181ZM174 180V181H175ZM225 179H223L222 181H221V179H218V180H216V182H217V184L218 185H220V186H222L223 187V185H225V181H224ZM228 180V179H227ZM27 181H29V180H27ZM31 181V180H30ZM132 181H134L133 179H132ZM161 181H159V183H161ZM178 181V180H177ZM229 181H230V183L231 182H233V179H229ZM8 182V181H7ZM14 182V181H13ZM131 182V181H130ZM137 181H135V183H136ZM155 182V183H154ZM176 182V181H175ZM210 182V181H209ZM119 183V184H118ZM146 182H144L143 183V186H144V184H145ZM174 183V182H173ZM169 184L170 186H172V185H174V184ZM226 183H229L228 181H226ZM229 183V184H230ZM8 184H10L11 186H12V184L11 183H8ZM7 184V185H8ZM128 184V183H127ZM130 184V183H129ZM132 184H134V183H132ZM139 184H141V182L139 183L138 182V184L136 185V186H138V187H136L135 186V190L138 192V188H139ZM151 184V183H150ZM176 184V183H175ZM207 184L208 183H205V185L207 186ZM210 184V183H209ZM235 185H234V187H236V188H240V186L237 184V183H234ZM241 184V183H240ZM135 185V184H134ZM145 185H149V184H145ZM129 185H127V187H128ZM131 186V185H130ZM129 186V187H130ZM141 186V185H140ZM143 186H141V187H143ZM150 186V185H149ZM156 186V185H155ZM219 186V187H220ZM10 187V186H9ZM128 187V189H126L125 188V191H124V189H123V194H122V189H119L121 192L119 193L120 194V197L122 196V197H124L123 195H125L124 193H127L128 192V190L130 191V189H131V191L130 192H132V188L134 189V186H132V188H129ZM174 187V186H173ZM199 187V186H198ZM218 187V186H217ZM26 188V187H25ZM31 188V187H30ZM29 188V189H30ZM120 188H121V186H120ZM145 188H147L148 189V187L146 186V187H144V189ZM160 188H162V187H157V192H156V195L159 197V194H160V196L162 195V198L160 197V199H161V201H163V196L165 195H163V192L162 191H158V189H160ZM114 189V188H113ZM142 189V188H141ZM156 189V187L154 188V190ZM31 191L33 190V189H30ZM110 190V189H109ZM116 190H118V189H116ZM135 190L133 191V193L134 194H137V196H141V194H139L138 195V193H136L135 192ZM140 190V189H139ZM143 190V189H142ZM192 190V189H191ZM108 191V190H107ZM127 191V192H126ZM20 192V191H19ZM19 192H17V193H19ZM24 192H28V190H25ZM23 191H22V193H24ZM109 192H111V190L109 191ZM114 192H115V190H114ZM114 192L112 191V193L114 194ZM142 192H146V189H145V191H141V193ZM159 192V194H157ZM17 193H16V190L15 191H12V190H10L9 189V195L12 197L13 195H17ZM32 193H33V191H32ZM129 193V192H128ZM144 193H142V196L139 198V197H137V196H132V198H133V201H134V199H135V201L136 200H140L141 198H142V201L146 198H144L143 199V195L144 196H147V195H145ZM148 193V192H147ZM173 193V192H172ZM180 197L182 196V195H184V193L182 194L181 193V195H180V193L179 192H176ZM176 193H175V189H174V194L176 195ZM8 194V193H7ZM116 195H118L119 196V194L118 193H115ZM122 194V195H121ZM130 194V193H129ZM154 193H153V191H152V195H153ZM169 194V193H168ZM8 195V196H9ZM19 195H20V193H19ZM19 195H17V196H19ZM23 195H25V193L23 194ZM26 195H29V194H26ZM109 195V194H108ZM151 195V196H152ZM156 195H154V196H156ZM171 195V194H170ZM175 195H174V197H175ZM30 196L31 195H29V198H30ZM118 196H115V198H116V202L118 201L119 202V200L122 198H119ZM127 196V195H126ZM130 195H128V197H129ZM156 196V197H157ZM169 196V195H168ZM173 196V195H172ZM202 196V198H204V196L203 195H201ZM201 196L199 195V198L198 199H202L201 198ZM3 197V196H2ZM20 197V196H19ZM24 197H28V196H24ZM24 197H22V198H24ZM156 197H154V198H156ZM157 197V199H159ZM178 197L179 199H172V197H170L169 196V198H171V201L169 200V205H168V201L166 202L167 203V206L163 209V211L161 212V214L159 215V216H157L156 215V217H155V215L154 216H152V214H151V216H147L146 215V219L145 220H143V224H144V222H149L150 223V227L151 228H153V229H155V228H159V223L160 222H162V220L160 221V219L161 218H163V220H164V222H166V223H169L170 225H168L169 227L171 226V222L174 220V213H175V211H173V210H177V209H179V210H181V212H182V210H184V207H185V204L183 203V200H185V198L186 197ZM3 198H5V197H3ZM14 198V197H13ZM106 198H108L107 197V195H106ZM113 198V197H112ZM119 198V200H117ZM153 198V197H152ZM165 199H166V197H164ZM175 198H177V196L175 197ZM15 199H17L16 197L14 198V199H12V202L10 201V200H8V201H10L12 204H14L15 205V203H13V200H15ZM18 199H20V201H21V198H18ZM17 199V200H18ZM56 199V198H55ZM54 199V200H55ZM111 199V198H110ZM109 199V200H110ZM123 200H124V198H122ZM151 199V198H150ZM159 199V200H160ZM23 200H25V199H23ZM28 200V199H27ZM30 200V199H29ZM113 200V199H112ZM122 200V201H123ZM126 200V202H127V198L125 199ZM129 202H130V204L132 203L131 202V198H129ZM147 199H145L144 201H146ZM207 200V199H206ZM209 200H213V202L214 203H217L218 205H221L222 207H220V206H216L215 208H217V209H215L216 210V212H219V213H224L225 215H227V217L228 216H231L232 218H234L235 216V214H234V212H236V205L237 204H235V200H234V198H232V197H228L227 195H217V194H215V192L213 193V195H211L210 197H209ZM16 201V200H15ZM53 201V200H52ZM121 201V202H122ZM150 201V200H149ZM190 201V200H189ZM24 202V201H23ZM42 202V201H41ZM46 202V201H45ZM128 202V203H129ZM141 202V201H140ZM148 202V201H147ZM165 202V201H164ZM185 202V201H184ZM203 202V201H202ZM18 203V204H17ZM17 203H16V206L18 207L19 206V208L22 206V204L19 202V201H17ZM21 205H20V204ZM115 203V202H114ZM113 203V204H114ZM159 203V202H158ZM161 203V202H160ZM159 203V204H160ZM194 203V202H193ZM4 204V203H3ZM28 204H29V202H28ZM115 204H118V203H115ZM125 204V203H124ZM130 204H128L127 206V208H129V207H132L133 206V204L131 205V206H129ZM146 203L144 202V205H145ZM148 204V203H147ZM150 204H151V202H149V208L151 207L150 206ZM157 204V203H156ZM162 204H163V202H162ZM199 204V203H198ZM216 204V205H217ZM24 206L23 207H25V204H23ZM30 205V204H29ZM29 205H27V206H29ZM48 205V204H47ZM122 205V204H121ZM121 205H118L119 207L121 206ZM140 205V204H139ZM138 205V206H139ZM161 205V204H160ZM190 205H191V203H190ZM192 205H194V204H192ZM191 205V206H192ZM201 205V204H200ZM7 206V205H6ZM116 206V205H115ZM123 206V205H122ZM141 206V205H140ZM139 206V209L140 208H142V207H140ZM165 206V205H164ZM15 207V206H14ZM33 207V206H32ZM50 207V206H49ZM160 207H163V205L162 206H160ZM190 207V206H189ZM26 208V207H25ZM25 208H23V209H25ZM126 208V209H127ZM138 208V207H137ZM191 208V207H190ZM189 208V209H190ZM198 208H199V205H198ZM214 208V207H213ZM213 208H211V209H213ZM13 209V208H12ZM15 209V208H14ZM18 209V208H17ZM20 209H22V207L20 208ZM19 209V210H20ZM34 209H35V207H34ZM125 209V210H126ZM192 209H194V208H192ZM208 209V208H207ZM33 210V209H32ZM32 210L30 211L31 212V215H32ZM129 210H131V208L129 209ZM143 210V209H142ZM141 210V211H142ZM161 210V209H160ZM186 210H188V209H186ZM10 211V210H9ZM16 211V210H15ZM21 211H23V210H21ZM27 211V210H26ZM26 211H24V212H26ZM127 211H128V209H127ZM140 211V212H141ZM178 211V210H177ZM176 211V212H177ZM201 211V210H200ZM206 211V210H205ZM209 210H207V212H208ZM11 212H12V210H11ZM14 212V211H13ZM37 212V211H36ZM132 212V211H131ZM116 213V212H115ZM124 213V212H123ZM126 213V212H125ZM135 213V212H134ZM143 213H146V212H142V214ZM19 214H20V212H19ZM22 215V217L23 218H25L24 217V214L23 213H21ZM26 214H27V212H26ZM25 214V215H26ZM33 214H35V213H33ZM117 214V213H116ZM130 214V213H129ZM137 214V213H136ZM142 214H140V215H142ZM204 214H205V212H204ZM221 214V215H222ZM224 214H223V217L225 218V216H224ZM247 215H249V213H246ZM244 215L245 217L247 216V215ZM252 214V213H251ZM30 215V214H29ZM30 215V216H31ZM36 215V214H35ZM37 215H38V213H37ZM118 215H119V212H118ZM117 215V216H118ZM127 215V214H126ZM132 215V214H131ZM207 214H205L204 216L205 217H203V216H196V217H194L193 219H192V222H195V223H198V224H200L201 225V229L199 230V231H197L196 233L194 232H190L189 234L187 233V235H189V236H191V239H192V241H194L195 242V244H194V246H190L189 244H183L182 246H180V245H178L179 246V248H176V241L174 240V241H171L172 242V244L174 245H176V246H174L175 248H169V246L167 247V249L165 248V247H162V248H165L166 249V253H170V254H172V255H174L173 257H171V258H174V257H176V258H181V257H183V256H189V264H190V261H191V259H193L194 257H195V253H197V252H199L200 251V249L203 251L202 252V254L203 255H206V257H207V259L209 260V263L208 264H253V263H255L256 261H257V259H258V257L263 253V247H261L260 248V241H261V234H256V235H254L253 236V238L250 240V241H248L247 243H245V244H247L246 246H245V244H244V246L245 247H247V250L249 251V253L246 255V256H244V252L243 253H241L240 252V250H238L237 252H230V251H232V250H230L229 248V252H230V254L228 253V256L226 255V254H224L223 256H225V258H220L221 256H219V257H217V256H215V253L216 252H221L222 250H223V248L221 249L220 248V250L219 251H217V248H219V247H221V246H226L227 245V247L228 246H233V247H235V243L237 242V237L239 236L240 237V234L239 233H242V232H244V233H246V232H251V233H255V232H258L259 230H261L262 228H260V229H257V226L259 225V226H262V225H264V214H253V215H251L252 216V219H249L251 222H252V224L253 225H246V226H239V225H237L236 223H233L232 222V220L231 221H229V222H231V223H228V225H224L225 224V222H221L219 219V221H220V224L219 223H215V224H209V223H207V221L205 220L206 219V216ZM7 216V215H6ZM30 216H29V218H30ZM45 216V215H44ZM234 216V217H233ZM18 217H20V216H18ZM32 218H35V217H32ZM45 218L46 217H43V219L45 220ZM141 218H142V216H141ZM209 218V217H208ZM18 219V218H17ZM26 219V218H25ZM31 219V218H30ZM139 219H140V217H139ZM143 219V218H142ZM220 219H221V217H220ZM246 219H247V217H246ZM11 220H13V221H15L14 220V218H12ZM33 220V219H32ZM138 220V219H137ZM254 221V223H253V221ZM22 221V220H21ZM34 221V220H33ZM160 221V222H159ZM218 221V222H219ZM2 222V221H1ZM5 222V221H4ZM138 222V221H137ZM20 223V222H19ZM177 223H178V220H177ZM211 223V222H210ZM224 223V224H223ZM12 224V223H11ZM22 224V223H21ZM45 224V223H44ZM137 224V223H136ZM143 224H142V226H143ZM162 224V223H161ZM19 225V224H18ZM37 225V224H36ZM130 225H133V224H130ZM139 225V224H138ZM141 225V224H140ZM147 225H149V224H147ZM164 225H165V223H164ZM174 225V224H173ZM179 225V224H178ZM177 224H175V226H176V228H177V226H178ZM183 225H185V224H183ZM6 226H8V225H6ZM129 226V225H128ZM162 226V225H161ZM32 227V226H31ZM37 227V226H36ZM148 227V226H147ZM185 227H186V225H185ZM21 228H22V226H21ZM129 228H131L130 230H132V231H139V226L138 227H135V226H132V227H129ZM143 228V227H142ZM178 228H179V230H180V226H178ZM177 228V229H178ZM183 230L185 229V228H183V227H181ZM189 228V227H188ZM11 229V228H10ZM31 229V228H30ZM161 229V228H160ZM159 229V230H160ZM175 229V227L173 226V230ZM187 229V228H186ZM33 230V229H32ZM163 230V229H162ZM176 230V229H175ZM175 230H174V232H173V234L171 233V231H170V233H171V235L172 236H175ZM178 230V231H179ZM182 230V231H183ZM195 230V229H194ZM257 230V231H256ZM262 230H264V228L262 229ZM17 231H20L19 230V227H18V229L15 231V232H17ZM52 231V230H51ZM177 231V230H176ZM177 231V232H178ZM181 231V230H180ZM232 231V234L234 233L235 234V232H233V231H236V235H237V232H239L238 233V235L237 236H231V235H227V234H223V233H226V232H229V234H230V232ZM14 232V233H15ZM22 232H24V231H22ZM34 232V231H33ZM41 232H42V230H41ZM44 232V231H43ZM143 232H146V230H143ZM140 233L138 236H140V238L138 239V241H144V242H146V243H148V242H151V241H153V240H151V239H153V238H149L148 236V233H145V234H147V235H145L144 233ZM160 232H161V230H160ZM184 232V231H183ZM260 232V231H259ZM13 232H12V234H14ZM21 233V232H20ZM35 233V232H34ZM47 233H49V231L47 232ZM175 233V234H174ZM260 233H263V232H260ZM17 234V233H16ZM44 234H46V233H44ZM43 234V235H44ZM179 234H180V232H179ZM9 235V234H8ZM15 235V234H14ZM18 235V234H17ZM22 235H23V233H22ZM41 235H42V233H41ZM171 235H169L170 237H172ZM185 235V234H184ZM184 235H183V233H181V236H183V238H184V240L185 239H187V236H186V238L184 237ZM47 236H48V234H47ZM177 236L179 237L180 235H178L177 234ZM177 236H176V238H177ZM181 236H180V239L178 240V241H180L181 240ZM17 237V236H16ZM34 237V236H33ZM33 237H31V238H33ZM238 237V238H239ZM15 238V237H14ZM166 238V237H165ZM168 238V237H167ZM190 238V237H189ZM28 239H29V237H28ZM45 239H46V237H45ZM172 239V238H171ZM22 240V239H21ZM25 240V239H24ZM137 240V239H136ZM151 240V241H150ZM3 241V240H2ZM5 241V240H4ZM7 241V240H6ZM37 241V240H36ZM163 241V240H162ZM192 241H191V243H192ZM19 242V241H18ZM139 242V243H140ZM188 242H190V241H188ZM14 243V242H13ZM155 243V242H154ZM161 244H162V242H160ZM159 243V244H160ZM164 243V242H163ZM167 243H168V241H167ZM180 243H181V241H180ZM179 243V244H180ZM23 244V243H22ZM30 244V243H29ZM33 244V243H32ZM37 244V243H36ZM35 244V245H36ZM43 244V243H42ZM151 244V243H150ZM170 245H171V243H169ZM13 245V244H12ZM21 245V244H20ZM31 245V244H30ZM29 245V246H30ZM34 245V244H33ZM34 245V246H35ZM126 245V244H125ZM124 245V246H125ZM149 245V244H148ZM172 245V246H173ZM192 245V244H191ZM162 246H164V244H162ZM10 247V246H9ZM5 248V247H3L2 249H1V251L4 253V254H8L9 252L12 254V249L11 248ZM22 247V246H21ZM129 247V246H128ZM134 247H135V245H134ZM139 247V246H138ZM155 248V246H151V248ZM158 247H160L161 248V246H158ZM232 247V248H233ZM24 248V247H23ZM22 248V249H23ZM151 248H149V249H151ZM132 250H133V248H131ZM139 249V248H138ZM156 249H157V247H156ZM242 249V248H241ZM14 250V249H13ZM19 250V249H18ZM28 251H29V249H27ZM132 250H130V248H129V250L126 248V247H121L118 251H119V253H120V255H126V254H128L129 252L128 251H132ZM136 250V249H135ZM140 250V249H139ZM152 250V249H151ZM155 249H153V251H154ZM157 250H160L159 248L157 249ZM246 250V249H245ZM12 251V252H11ZM21 251V250H20ZM24 251H25V249H24ZM162 251H164V250H162ZM234 251V250H233ZM27 252V251H26ZM143 252V251H142ZM9 253V254H10ZM138 253V252H137ZM136 253V255L138 256L139 254H137ZM145 253V252H144ZM163 253V252H162ZM165 253V252H164ZM235 255H233V254ZM3 254V255H4ZM21 254V253H20ZM19 254V255H20ZM157 254H159V253H157ZM217 254H220V253H217ZM233 256H232V255ZM3 255H2V257H3ZM27 255H29L30 256V253L28 252V254ZM155 255V254H154ZM231 255V256H230ZM17 256V255H16ZM16 256H15V258H16ZM24 256H26V255H20V256H18L19 258H21V259H23L24 258ZM127 256H129V255H127ZM130 256H131V254H130ZM141 255H139V257H140ZM156 256H158V255H156ZM168 256V255H167ZM166 256V257H167ZM170 256V255H169ZM168 256V257H169ZM196 256H197V254H196ZM202 256V255H201ZM222 256V257H223ZM263 256V255H262ZM1 257V256H0ZM4 257H7L6 255L4 256ZM139 257H137V258H139ZM217 257V259H220V260H217V259H215ZM28 258V257H27ZM30 258V257H29ZM38 258V257H37ZM127 258V257H126ZM159 258V257H158ZM175 258V259H176ZM6 259V258H5ZM4 258H3V260H5ZM85 259V258H84ZM128 259H130V261L128 260ZM1 260V259H0ZM20 260V259H19ZM24 260V259H23ZM126 260H128V262H130L131 263V258H127ZM164 260V257H163V259H162V261ZM166 260V259H165ZM178 260V259H177ZM186 260V259H185ZM196 260V259H195ZM237 260V261H236ZM8 261V260H7ZM83 261H85V260H83ZM82 261V262H83ZM183 261V260H182ZM197 261V260H196ZM22 262V261H21ZM29 262V261H28ZM127 262V261H126ZM127 262V263H128ZM19 263H20V261H19ZM30 263V262H29ZM162 263H164V261L163 262H160V263H158V264H162ZM174 263H176V262H174ZM179 263H182V262H178L177 261V264H179ZM185 263L187 264V262L185 261ZM206 263V262H205ZM261 263V262H260ZM0 264H7L6 263V261L5 262H2V263H0ZM9 264V263H8ZM13 264V263H12ZM18 264V263H17ZM39 264H41V262L39 263ZM131 264H133V263H131ZM165 264H166V262H165ZM198 264H202L201 262L200 263H198ZM207 264V263H206ZM261 264H264V262L263 263H261Z\"/></svg>",
  "mask_w": 264,
  "mask_h": 264
}]
</instances>
